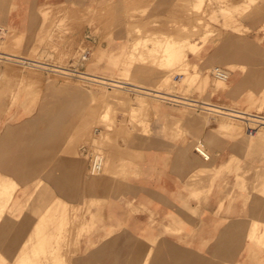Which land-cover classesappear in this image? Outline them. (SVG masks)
<instances>
[{
    "label": "rangeland",
    "instance_id": "rangeland-1",
    "mask_svg": "<svg viewBox=\"0 0 264 264\" xmlns=\"http://www.w3.org/2000/svg\"><path fill=\"white\" fill-rule=\"evenodd\" d=\"M42 3L31 9L30 27L23 31L8 26L4 18L17 10L16 3L0 0V51L44 62L42 66H21L0 57V221L19 184H26L19 190L25 189L20 205L9 208L24 211L14 226L20 232L11 246L0 245V264H86L88 234L95 235L89 244L95 251L91 259L94 264H105L99 252L106 247L113 251L117 240V232L109 224L107 201L124 185L127 156L132 155L135 138L150 133L152 119L170 120L175 137L199 130L188 121L203 127L216 122L236 124V130L220 127L231 137L247 133L244 122L204 109L201 102L189 106L172 101L173 95L212 103L211 95L229 90L232 74L239 70L250 75L245 83L251 87L239 108L264 115V0ZM247 40L256 47L248 64L223 62L233 55L234 46L246 45ZM219 47L216 62L207 64L210 52ZM78 50L81 54L75 61ZM85 51L88 55L82 59ZM86 60L85 71L145 87L147 94L100 86L52 69L54 64L76 70ZM215 67L225 70L228 78H216ZM166 106L171 113H166ZM59 113L64 119L52 124L51 114ZM9 120L20 125L6 127L2 133ZM261 123L253 136L245 137L234 161L236 184L247 199L264 197ZM201 139L203 136L195 134L191 149ZM213 139L218 142L214 135ZM87 145L90 153L104 157L98 175L88 171ZM72 186L79 190L75 206L54 190ZM25 218L28 222L23 224ZM246 230L239 242L246 239L249 254L237 264H264V224L253 221L246 224ZM146 243L137 238L133 247Z\"/></svg>",
    "mask_w": 264,
    "mask_h": 264
},
{
    "label": "crops",
    "instance_id": "crops-1",
    "mask_svg": "<svg viewBox=\"0 0 264 264\" xmlns=\"http://www.w3.org/2000/svg\"><path fill=\"white\" fill-rule=\"evenodd\" d=\"M13 1L17 10L4 15L5 21L24 31L30 27L33 7L37 8L43 1L57 3L62 0ZM253 48L256 47L249 40L246 45H236L233 55L223 62L248 64L252 60ZM219 50L221 47L210 52L207 64L216 62L214 57ZM249 78V74L234 71L230 89L211 95V104L221 111H244L239 107L251 89L250 83H245V79ZM165 108L166 113H171L169 106ZM50 117L52 124L64 119L63 113L51 114ZM12 121L5 124L2 133L6 127L17 128L20 125L14 126ZM188 123L199 129L195 134L200 138L213 134L218 139V144L212 145L214 163L203 161L194 148L191 149L190 142L195 139L194 131L175 137L170 128V120L164 122L152 119L149 124L150 133L137 136L131 148L132 155L127 156L124 185L107 201L109 224L115 228L117 240L113 251L109 247L101 248L99 255L104 257L105 264H131L130 260L134 261L132 264H237L245 261L243 258L250 250L248 242L246 239L239 241L247 231L246 224L252 220L264 224V197L247 199L248 196L242 194L236 184L237 162L234 161L240 156L238 142L241 136L224 134L219 122L204 127L199 122ZM85 150H89L88 145ZM210 165L215 167L212 169ZM25 185L19 184L9 208L11 204L14 207L20 205L25 189L19 190ZM54 190L66 203L74 206L78 204V187H55ZM9 208L0 221V225L4 224L0 226V245H12L14 235L20 232L15 231L14 226L24 216V211L13 207L11 211ZM28 219L25 218L23 224ZM94 236L88 234L85 239L88 250L86 264H94L91 258L95 251L89 247ZM137 238L146 241L147 245L134 248Z\"/></svg>",
    "mask_w": 264,
    "mask_h": 264
},
{
    "label": "bare ground",
    "instance_id": "bare-ground-1",
    "mask_svg": "<svg viewBox=\"0 0 264 264\" xmlns=\"http://www.w3.org/2000/svg\"><path fill=\"white\" fill-rule=\"evenodd\" d=\"M4 25V24H3ZM8 26H11V25H8ZM4 28V27H3ZM80 50V48H79ZM78 50V51H79ZM80 51L77 55V57H75V61H76V58H79V55H80ZM0 57L4 58V59H12V61H15V62H18V63H21V66L22 64H27V66H42L41 64H43L44 62H42L41 60L39 59H34V58H30V57H24V56H20V55H15V54H11V53H8V52H4V51H0ZM84 59V58H82ZM90 60V59H89ZM89 60H86V61H82L83 62V69H84V65H86V62ZM80 64V62L78 63ZM24 66V65H23ZM51 66V65H50ZM53 68L55 71H58V72H61V73H65V74H74V75H77L85 80H89L91 82H95V83H98L97 85H100L102 86L101 84H105V85H110L112 87H114L115 89H128V90H132V89H135V92L136 94L138 93L139 96L141 95H146L147 94V91L148 90L147 88L145 87H142V86H138V85H135V84H132V83H128V82H124V81H121V80H118V79H111L109 77H106V76H102V75H97V74H93V73H90V72H87L85 70H87V67H85L84 70L82 71H77L75 69H70L68 67H64V66H58V65H54L52 64ZM25 67V66H24ZM56 67V68H55ZM79 73V74H77ZM185 78V77H184ZM182 80V79H181ZM180 80V81H181ZM184 80V79H183ZM201 86V85H200ZM203 86V85H202ZM126 87V88H125ZM196 88H198L196 86ZM200 90V89H199ZM113 91V90H112ZM119 92V91H118ZM127 92V91H126ZM111 93V91H110ZM110 93H108L107 95H110ZM123 94V92H120V94ZM158 93L161 94H166V92H160L158 91ZM117 94V92H116ZM115 94V95H116ZM105 95V94H104ZM103 95V96H104ZM106 95V97H107ZM111 95H113L111 93ZM159 95V94H157ZM120 96V95H119ZM118 96V97H119ZM174 97H172L171 99H173L172 101H175V102H179V103H182V104H185V105H196V103H193V102H201L203 103L204 105H201L200 107L204 108V109H208L210 111H215V112H218L220 114H223V115H226L229 116L231 119L233 120H236V121H241V122H244L245 124L249 125L250 123H255L257 126L255 127L256 129H258V127L262 126V123L261 122H264V120H261V119H264V117L262 116H258V115H254V114H251V113H248L246 111H238V110H235V109H228L227 111H221L219 110L217 107H214V105H212L211 103H208V102H204V101H198V100H194V99H191V98H188V97H182V96H177V95H173ZM176 96V97H175ZM105 97V96H104ZM113 98V97H112ZM116 98H117V95H116ZM115 98V99H116ZM160 98V97H159ZM111 99V98H110ZM258 117V118H256ZM229 119V120H231ZM221 127H226L227 129H230V130H236L237 128V125L236 124H229L227 122V124H222ZM8 134V133H7ZM250 134L248 133H244L241 138L239 139V142H238V145H239V150L238 151H242V147L244 146V142H245V137L249 136ZM211 136V140L209 139ZM212 134H206V135H203V139L199 140L198 143L195 145H201L209 154H210V161H213V158H214V154H213V151H212V145H217L218 142L215 141V139L212 140ZM250 136H253V135H250ZM236 143V142H234ZM194 146V147H195ZM215 150V149H214ZM102 155V154H101ZM103 156V155H102ZM103 160H104V157H103ZM103 164L102 163V168H103ZM101 168V169H102ZM262 170V169H261ZM100 174V172H98ZM97 173V175H98ZM261 174V173H260ZM264 176V175H262ZM249 179V178H248ZM251 180V179H250ZM260 187V186H259ZM258 187V188H259ZM255 190V189H254ZM260 190V188H259ZM261 191V190H260ZM254 193V192H253ZM251 194V192H250ZM254 196V195H253ZM203 197V196H202ZM255 198V197H254ZM261 198V197H260ZM252 199V198H251ZM254 200V199H253ZM251 202V201H250ZM254 202V201H253ZM258 203V202H256ZM252 205V204H251ZM261 208V207H260ZM254 221V220H253ZM251 221V222H253ZM4 226V224H2ZM0 225V226H2Z\"/></svg>",
    "mask_w": 264,
    "mask_h": 264
},
{
    "label": "built area",
    "instance_id": "built-area-1",
    "mask_svg": "<svg viewBox=\"0 0 264 264\" xmlns=\"http://www.w3.org/2000/svg\"><path fill=\"white\" fill-rule=\"evenodd\" d=\"M2 31L3 29L0 28V33ZM87 55H88V51H85L83 53L82 58H86ZM81 65L83 66V62H80V65H78V67L76 66L77 71H81L79 70L82 67ZM212 73L218 79L226 80L228 78L225 70H223L220 67H215ZM255 129H256L255 127H251L250 125H247L246 127V131L250 135H252L255 132L254 131ZM194 150L203 159V161L210 160V154L201 145L195 146ZM87 155H88V160H89V164H88L89 173L91 175L97 174L98 172L101 171L102 163H103V156L100 153H90L89 150H88Z\"/></svg>",
    "mask_w": 264,
    "mask_h": 264
},
{
    "label": "water",
    "instance_id": "water-1",
    "mask_svg": "<svg viewBox=\"0 0 264 264\" xmlns=\"http://www.w3.org/2000/svg\"><path fill=\"white\" fill-rule=\"evenodd\" d=\"M82 66V65H81Z\"/></svg>",
    "mask_w": 264,
    "mask_h": 264
}]
</instances>
